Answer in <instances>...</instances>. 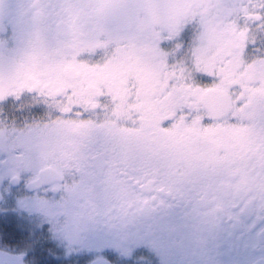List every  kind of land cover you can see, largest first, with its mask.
<instances>
[{"label":"flooded vegetation","instance_id":"obj_1","mask_svg":"<svg viewBox=\"0 0 264 264\" xmlns=\"http://www.w3.org/2000/svg\"><path fill=\"white\" fill-rule=\"evenodd\" d=\"M241 21L264 22V0H0V135L8 137L0 156L12 161L11 172L0 169V214L23 230L0 233L7 260L108 264L94 251L103 237L117 254L112 264L144 243L160 264H264V95L256 89L264 62L241 71L251 32H240ZM149 30L153 54H145ZM122 62L129 68L115 70ZM210 74L219 84L203 85ZM209 89L228 94L226 119L202 111ZM193 104L208 125L249 123L238 132L253 144L186 150L188 163L208 159L197 163L207 171L189 175L166 137L187 133L178 113ZM82 151L92 155L84 163ZM109 151L122 178L111 176ZM160 225L171 234L162 250L150 240Z\"/></svg>","mask_w":264,"mask_h":264},{"label":"rangeland","instance_id":"obj_2","mask_svg":"<svg viewBox=\"0 0 264 264\" xmlns=\"http://www.w3.org/2000/svg\"><path fill=\"white\" fill-rule=\"evenodd\" d=\"M244 21L240 22V26H239V30L240 32L243 33L244 29L246 26H250L251 27V32L248 35V43H247V51L245 53H243L242 57L240 58V67H241V71L243 73H246L248 70H250L251 68H253L255 65L264 62V22H249L247 25L243 24ZM142 28H148L150 27L149 23H142L141 24ZM148 36L150 37V40L148 42L145 43V54H153L154 53V45H153V31L149 30L148 31ZM92 42V41H91ZM252 43H258V45H255L257 47V50L254 49V46L252 47L251 44ZM102 55H105V52H102ZM99 66V64H97ZM96 65V66H97ZM103 65V67L101 68H106L104 65V62L101 63V66ZM117 70L118 68H129V66H127L124 62L119 63V65L117 67H115ZM86 72L92 73V66L90 68H86ZM147 74H152V69H148ZM102 71L98 72V75L96 73V75L101 79V74ZM209 73H211L209 71ZM227 76L231 77V73L228 72L226 73ZM209 80L206 81L205 83H203V85L205 86H212V85H217L219 84V81L217 79L212 80L211 79V74L209 76ZM196 82V81H194ZM195 87H197L196 83H193ZM201 87V86H200ZM257 90L261 91V95H264V88L260 85H258L256 87ZM243 95L242 89H235L234 90V99L237 101L239 100V98H241V96ZM189 97H191L190 95H188ZM179 98V97H178ZM181 104V103H179ZM183 105V104H181ZM180 107V106H179ZM240 110L242 108H239ZM179 117L182 118L183 116H185L186 118H188V121H185V128L187 129V133H183L181 132L178 135H169L167 138V140H170L172 144L178 146V150L183 151V153L181 154L180 157V161L181 163L185 166L186 171L188 172L189 175L192 174H196V175H200V172H205L207 170H203L201 169L197 163L202 164V161H206L208 160L207 157H205L204 155H202V159H196L193 158V160L195 161L193 164L188 163L187 162V158H186V150L191 151H197V149H205L203 148L204 146H207V143L212 145L213 147H208V148H212L214 149V147H222L224 149H232L235 148L236 146H233L235 144L241 146V147H247V146H251L253 144V138L252 137H244L242 136L238 131L243 130V129H251L253 128V126H250L249 123L248 124H244V123H236L233 124L232 122L227 123L221 127H214L211 125L206 124L203 121V117H202V111L199 107V105L197 104H193V108L190 110H184L183 112L178 113ZM200 119V121H199ZM225 130V132H223V134H227L228 132H230V136L229 138H227L226 136H221L222 132H219L218 136L213 137L211 134L214 133L213 131L219 130ZM198 130H200L198 132ZM228 132H227V131ZM207 134L204 136V134ZM8 139L7 136L3 137L0 135V144L2 139ZM155 137H147V140L149 143L154 142ZM206 143V144H205ZM79 159L81 160V162H86L87 159L91 158V152L85 153V152H80L79 153ZM3 159H0V169L2 171V173H9L11 172V165H12V161L11 159H9L8 161H4L5 160V156H0ZM114 155H112V152L109 151L108 156L106 158L107 162L110 163V165L113 167V170L111 171V176L113 178H122V176H124L125 171L124 168H122L120 166V164L115 161V159L113 158ZM113 158V159H112ZM109 160V161H108ZM116 167V168H114ZM113 172V173H112ZM107 189H103L100 192L104 194L103 198L105 199V201H103V204H105V207L102 209H106L109 210V208L107 209V206L109 205L108 203V198L110 197L109 192L106 191ZM121 190H124L121 189ZM7 203H9L7 201ZM22 207V203L20 204ZM115 208H120L121 203H115ZM27 207L29 209H37V207L35 205H27ZM41 209L46 210L45 212H48L49 214L51 213V210L53 209L52 206L49 207H40ZM1 212V210H0ZM9 220H7L8 222ZM1 242V239H0Z\"/></svg>","mask_w":264,"mask_h":264},{"label":"snow or ice","instance_id":"obj_3","mask_svg":"<svg viewBox=\"0 0 264 264\" xmlns=\"http://www.w3.org/2000/svg\"><path fill=\"white\" fill-rule=\"evenodd\" d=\"M33 110L38 111V107L33 105ZM2 115V114H0ZM81 115H83L81 113ZM0 159H3L0 157ZM19 187V184H13L9 186V189L6 193V197L9 200V202H14L12 193L15 191L16 188ZM37 197H39L41 194L39 192L36 193ZM46 195V194H45ZM6 214H0V233H2L5 230L11 229L13 234H19L23 230L20 227V222L16 221L14 224L11 223H6ZM57 222L64 225L65 227L71 229L75 227V223L72 219L68 217H60L57 218ZM48 224V227H51V223L46 221ZM171 239V234L167 231L166 227L164 225H160L158 227V230L152 234L150 237V240L155 242L160 246V249L162 250L163 247L167 244V242ZM97 243L98 247L94 251L104 257L107 261L108 264H112L113 260L116 258V252L114 251L113 247L111 246L110 243H107L103 237H98L97 238ZM140 252H148L152 257V264H160V257L158 255V251L155 249H152L151 247L148 246L147 243L141 244L137 247H135L132 251V254L124 261H116V264H136V261L134 257H136L137 253ZM31 255V253H29ZM91 255V253H90Z\"/></svg>","mask_w":264,"mask_h":264},{"label":"water","instance_id":"obj_4","mask_svg":"<svg viewBox=\"0 0 264 264\" xmlns=\"http://www.w3.org/2000/svg\"><path fill=\"white\" fill-rule=\"evenodd\" d=\"M199 105L211 121H217V116H220L218 120H224L232 111L228 94L216 89L206 90L201 96ZM7 257L10 256L0 252V264H23L22 260H7Z\"/></svg>","mask_w":264,"mask_h":264}]
</instances>
